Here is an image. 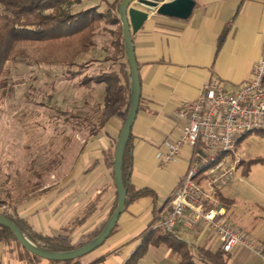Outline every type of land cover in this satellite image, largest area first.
<instances>
[{
    "label": "crops",
    "instance_id": "0c3cea01",
    "mask_svg": "<svg viewBox=\"0 0 264 264\" xmlns=\"http://www.w3.org/2000/svg\"><path fill=\"white\" fill-rule=\"evenodd\" d=\"M226 30L220 45V37ZM133 45L141 100L130 140L131 182L136 189L150 190L155 196L130 204L102 246L69 264H125L139 247L142 236L156 228L170 209L172 193L187 175L193 147L184 145L178 160L166 165L161 164L158 152L164 143L183 134L185 121L177 117V112L182 104L194 102L205 85L218 78L229 93H235L252 81L253 68L264 56V0H194L187 19L151 13L133 36ZM95 54L94 62L83 75L73 81L64 80L80 83L84 77L101 75L113 68L114 62L105 52L98 50ZM119 63L123 65L124 60ZM124 72L122 82L127 87L129 70L125 68ZM93 85L89 100L98 105L94 120L81 126L68 123L63 129L61 165L51 173L37 175L38 181L31 183L30 191L27 187L21 188L14 202V214L34 232L64 236L72 243L100 229L110 218L117 200L110 162L127 106L114 95L111 87L104 83ZM85 104L90 105L89 101ZM65 151L70 153L66 155ZM241 156V162L248 164L247 153ZM232 180L218 193L230 224L231 208L236 203L228 194ZM200 230L178 228L174 235L191 248L219 250V241ZM243 233L256 244L257 250H264V237ZM260 255L256 250L237 246L230 253L228 264H264V257ZM0 264L65 263L23 260L17 251L0 244ZM138 264H181V258L169 246L161 244L150 246Z\"/></svg>",
    "mask_w": 264,
    "mask_h": 264
},
{
    "label": "rangeland",
    "instance_id": "374dc122",
    "mask_svg": "<svg viewBox=\"0 0 264 264\" xmlns=\"http://www.w3.org/2000/svg\"><path fill=\"white\" fill-rule=\"evenodd\" d=\"M80 1L69 12L97 7L107 13L115 0ZM118 16L117 11L109 12L96 34L94 51L112 57L125 51L123 26L120 20L113 22ZM7 67L11 71L12 91L0 113V202L14 203L21 188L30 191L31 183L38 181L37 174L46 175L61 165L63 129L68 123L81 126L92 122L98 105L89 100L92 92L81 89L77 81L64 80V67L37 65L23 59L9 62ZM86 101L90 105L86 106ZM237 153H247L250 160L239 167L229 187L228 194L236 201L231 208V224L243 232L264 237V134L248 135L237 145ZM261 252L264 257V250Z\"/></svg>",
    "mask_w": 264,
    "mask_h": 264
},
{
    "label": "trees",
    "instance_id": "16d2710c",
    "mask_svg": "<svg viewBox=\"0 0 264 264\" xmlns=\"http://www.w3.org/2000/svg\"><path fill=\"white\" fill-rule=\"evenodd\" d=\"M159 1L164 2L165 0ZM121 2L122 0L114 1L109 12L117 11L119 14ZM80 3V0H0V113L12 91L10 84L11 71L7 67L9 62L23 59L37 65L61 66L66 69L65 79L72 81L83 75L89 65L94 62L92 58H94L93 54L95 53L96 34L102 23L107 20L109 12L103 13L97 7L87 8L76 13L69 12L72 6ZM118 20L117 17L113 18L114 23ZM226 35L227 30L220 37V45ZM107 57L112 58L111 61L114 62L111 64L113 68L109 72L84 77L77 85L86 87L88 92L93 90L94 83H104L111 87L114 90V95H118L124 106H127L126 120L130 107L131 92V70L126 52L124 51L114 57L108 54ZM119 60H124V64L119 63ZM125 68L129 70L128 75H126L127 87L122 82V76L126 73L124 72ZM253 133L264 134V131ZM250 134L245 135L238 144ZM130 145L129 141L125 150L122 169L127 190L125 210L135 201L155 196L150 190L136 189L131 182L133 155ZM114 156L115 153L110 162L113 177ZM241 163L243 164V162ZM117 204L118 195L111 216ZM2 215L14 222L26 237L40 249L54 253L70 252L87 245L101 234L111 218L110 216L100 229L77 243H72L69 238L64 236H44L34 232L25 221L15 214ZM0 244L17 251L23 260H31V262L43 260L24 249L12 232L2 225H0ZM161 244L169 246L174 253L178 254L181 258V264H228L230 260V254L221 249L214 252L199 247L191 248L177 239L174 234H163L157 228H151L142 236L139 247L125 264H138L150 246ZM80 259L63 263L69 264ZM51 262L62 263L59 261Z\"/></svg>",
    "mask_w": 264,
    "mask_h": 264
},
{
    "label": "built area",
    "instance_id": "2783aa9c",
    "mask_svg": "<svg viewBox=\"0 0 264 264\" xmlns=\"http://www.w3.org/2000/svg\"><path fill=\"white\" fill-rule=\"evenodd\" d=\"M177 117L185 121L183 134L164 143L158 159L162 165L175 162L189 144L192 162L156 228L163 234L201 228L200 233H209L226 253L242 246L262 254L245 233L228 223L218 193L238 173L242 161L238 142L247 134L264 131V56L253 68L252 81L237 92L229 93L215 78L194 102L181 105ZM14 209V203L0 202V215H13Z\"/></svg>",
    "mask_w": 264,
    "mask_h": 264
},
{
    "label": "water",
    "instance_id": "95a60500",
    "mask_svg": "<svg viewBox=\"0 0 264 264\" xmlns=\"http://www.w3.org/2000/svg\"><path fill=\"white\" fill-rule=\"evenodd\" d=\"M194 7V0H122L119 5V20L123 26V36L127 60L131 70L130 107L121 130L114 156V181L117 189L118 204L101 234L87 245L70 252H47L36 246L20 228L7 217L0 215V225L9 229L21 246L31 254L47 261L66 262L82 258L102 246L115 230L122 216L127 199V190L123 179V165L126 147L130 141L133 125L138 115L141 100V81L135 56L133 36L138 33L151 13L162 16L187 19Z\"/></svg>",
    "mask_w": 264,
    "mask_h": 264
}]
</instances>
